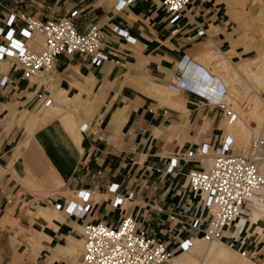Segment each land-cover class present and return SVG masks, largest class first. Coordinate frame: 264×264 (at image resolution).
I'll return each instance as SVG.
<instances>
[{
    "label": "crops",
    "instance_id": "0c3cea01",
    "mask_svg": "<svg viewBox=\"0 0 264 264\" xmlns=\"http://www.w3.org/2000/svg\"><path fill=\"white\" fill-rule=\"evenodd\" d=\"M116 2L6 0L10 8L46 18L63 17L77 9L79 31L85 33L92 25H100L112 58L120 60V63L108 61L96 67L88 57L60 55L55 64L54 82L57 87L54 88L56 98L53 97V103H56L55 99L59 103L55 104L53 110L43 113L39 112L42 104L34 95L30 97L21 90L19 83L22 79L18 68L11 69L9 64L4 63L0 65L11 78L0 93V264H11L16 253L22 252L19 245H13L12 241L21 238L18 228L13 227L19 215L18 212L14 215L13 210L18 207L35 211L33 207L37 206L50 217H44V222L35 220V223L43 229L42 245L53 250L76 244L75 240L82 235L81 228L85 221H118L124 213H129L141 225L154 229L158 235L168 239L170 233L179 230V220L186 221L192 209L190 215L198 212L195 206L197 197L192 194L188 198V202H192L190 207L186 204L185 194L177 190L180 185H186L184 179L187 171L206 165L209 158L204 162L200 159L191 161L176 176L165 175L162 170L175 153L196 147L208 139L223 138V114L219 120L218 113L206 106L208 99L215 98L213 93L216 89L209 86L204 89L207 91L199 89L202 92H193V89V95L185 93V97L193 101L189 107L186 102L187 115L164 103L183 99L168 89L169 83L179 73V65L185 66L187 78L198 85V80L194 79L198 73L197 66H209L212 63L211 55L223 56L222 59L230 64L234 62L236 56L228 54L229 45L218 43L223 41V37L214 36L208 28L209 23L217 28L219 18H214V14L218 13L217 6L206 0H192L189 11L178 25L179 32L173 33L175 27L168 23L167 13L158 4L143 0L117 11ZM221 11L224 16L228 15L227 11ZM253 13L256 16L264 15L263 2L253 8ZM114 24L129 30L137 37V43L131 45L113 33L110 27ZM199 27L207 30V38L196 35ZM35 40L42 41L39 36ZM209 42L213 44L209 45ZM74 83L86 91H80ZM39 87L38 84L29 83L30 91ZM78 96L85 97L81 101L84 111L80 114L79 110V115L74 116L67 104L71 105L72 99L75 101ZM26 110L29 113L25 114ZM91 110L92 119L89 120ZM35 114L38 116L35 117ZM99 116L104 120L96 134L75 130L78 121L83 120L81 124L89 121L94 125ZM55 125L61 126L66 137L62 146L53 136ZM112 137L118 139L116 145L110 143ZM134 140H139L141 147L132 155L128 151ZM24 142L27 145H23ZM178 180L183 184H175ZM23 182H27L28 187ZM113 182L121 184L123 193L131 189L136 193L132 201L120 208L121 212L110 206L108 186ZM81 188L93 192L95 209L86 220L68 217L47 201L51 193H59L63 200L72 197ZM10 196L11 202L8 201ZM186 210L189 212L184 213ZM173 213L177 216L171 221L169 216ZM262 218L256 222V226L264 231V215ZM28 221H31V217ZM186 226L181 231L182 237L188 236L185 231H189L190 225ZM231 232H234L232 236ZM233 240L236 244L230 246L234 250L240 249L244 237L232 228L224 241L229 245ZM201 242L202 239H199L194 245ZM68 251L74 255L73 250ZM251 251L256 253V262L250 256L254 264H264V244L248 245L247 252ZM242 252L243 256H248ZM43 254H48V251H42ZM205 256L201 259L202 263ZM44 261L41 256L30 263L26 256L22 264H45ZM167 264L183 263L173 260ZM207 264H211L210 261Z\"/></svg>",
    "mask_w": 264,
    "mask_h": 264
},
{
    "label": "built area",
    "instance_id": "2783aa9c",
    "mask_svg": "<svg viewBox=\"0 0 264 264\" xmlns=\"http://www.w3.org/2000/svg\"><path fill=\"white\" fill-rule=\"evenodd\" d=\"M138 1L143 0H117L115 9L123 11ZM146 1L162 7L167 13L168 23L175 27L173 33L179 32L178 25L192 3V0ZM77 16L78 10L75 9L63 17L46 18L15 10L6 4V0H0V65L4 63L9 64L11 69L18 68L22 80L39 84L34 97L44 107L54 104L49 86L56 79L55 64L60 55L88 57L96 67H101L108 61L120 63V60L112 58L100 25H92L87 32L82 33L76 23ZM110 30L131 45L137 43V37L118 24L112 25ZM37 35L42 37L41 45L38 40L32 41ZM196 35L202 39L208 37L207 30L203 27H199ZM183 67L184 65L178 66V75L168 85L170 90L178 94L188 87L187 80L183 78ZM10 81V75L0 67V93ZM218 91L224 97L228 95L225 89L219 88ZM245 107L250 109L251 105ZM213 108L223 113L227 125H233L239 118L235 108L227 104L226 100L216 102ZM103 120L99 116L94 125L84 122L79 129L81 132L96 134ZM224 136L225 134L216 142L205 140L196 147L175 153L162 170L165 175L176 176L191 161L212 158L210 165L192 167L186 175L189 191L197 197L195 206L198 212L187 216V224L195 232L193 236L181 237L175 234L164 239L154 229L141 225L129 213H124L118 221L113 222L85 221L82 263L163 264L179 252L190 250L199 239L210 243L227 237L234 218L241 215L248 197L264 186L261 167L264 162V136L253 139L247 154L235 152V139L230 135ZM117 142L116 137L110 140L112 145ZM140 147L141 142L134 140L128 153L134 155ZM108 192L111 195L110 206L115 210L123 209L136 195L134 190L123 193L118 182L111 183ZM8 201H12L11 196ZM47 201L55 210L80 220H86L95 209L93 192L86 188L76 190L73 197L63 200L59 193H51ZM186 201V204L192 205L188 199ZM188 212L189 210L184 211ZM169 218L174 221L176 215ZM179 222L183 227L186 224L184 220ZM233 233L231 232V236Z\"/></svg>",
    "mask_w": 264,
    "mask_h": 264
},
{
    "label": "rangeland",
    "instance_id": "374dc122",
    "mask_svg": "<svg viewBox=\"0 0 264 264\" xmlns=\"http://www.w3.org/2000/svg\"><path fill=\"white\" fill-rule=\"evenodd\" d=\"M206 1L216 4L214 6H217L216 11L218 13L214 14V18H216L217 20L219 18V23L217 21V28L214 27L211 23L208 24V28L212 30L214 36L220 35L223 37V41H219L218 43L222 44L225 42V44L229 45L230 52L228 54L234 55L236 56V58H234V62L230 64L226 60L222 59L224 58L223 56L219 57L218 55L217 56L211 55L210 60L212 63L209 66L206 64H205L206 66L202 65L203 67L199 65L197 66L198 73L194 79L198 80L199 82L198 85L195 84L194 82L188 83V87H190L191 89L188 88L189 90L187 91L183 90V92L180 94L170 90L169 88L168 89L170 90L171 93L175 95L178 94L179 96H181V98L184 99V98H188L185 97L184 95L185 93L193 95V92H196V90L197 91H199V89L204 90L206 89V87L210 88L209 86L211 87L215 86L216 91L215 93H213L215 98L208 99L209 102L206 103V106L208 107L210 106L213 112L218 113L219 120L221 114L223 113L213 108V104H215L216 102H219L221 100H226L227 104L232 105L236 109V111L239 112L240 116L233 125H227L223 117L222 127L225 129L224 132L225 134H228L235 139V145H234L235 152L247 154L249 152V148L253 139L259 135L262 134L264 135V55L261 56V54L264 53V15L256 16L253 13V8L256 7V5H258L259 3L261 4L263 2V6H264V0H206ZM221 10L227 11L228 15L224 16ZM218 26L220 27V29H218L219 28ZM208 44L212 45L213 42H209ZM40 50L41 47L39 51ZM213 51L220 52L216 50ZM212 71L220 75L221 78L218 75L213 74ZM29 83L31 82L21 80L19 86L22 91L27 92V94L31 97L37 92L39 88L30 91ZM56 85L57 84L53 82L49 86V89L50 88L52 89V95L54 98H56V94L54 93V88L57 87ZM73 85L77 86L79 90L82 92L86 91L78 84L74 83ZM219 88L225 89L228 95L224 97L223 94H219L218 91ZM193 89H195V91H193ZM84 98H85L84 96L83 97L78 96L76 97L75 101L72 99V102L71 103L69 102L71 105L67 104L69 111H71V113L74 116L79 115V110H80V114L84 111L83 107L81 106L82 104L81 101ZM183 99L181 101L179 99H175L173 103L165 101L164 104L176 107L180 109V111H183L185 115H187L189 113V110L186 107V102H187V106L189 107V105H191L193 101L189 98L186 101ZM176 100L178 101V103L180 101V103L178 104ZM55 102L59 103V100L55 99ZM55 104L50 108L41 105V109L39 110V112L43 113L44 111H48L51 109L53 110V108L56 106ZM248 104L251 105L250 109H247L245 107ZM27 113H29L28 110L25 111V114ZM38 114L37 115L35 114V117H37ZM91 114H92V110L88 114V116H90ZM88 118L89 120H91L92 116ZM82 121L83 120H80L75 124L76 125L75 130H77V132L79 131V125L81 124ZM84 121H88V120L84 119ZM112 124L116 125L115 122H112ZM62 132L63 131L60 125H55L53 127V136L58 141V144L60 143L61 146L66 140V137ZM37 135L39 136V134ZM208 140L216 142L219 140V138L208 139ZM245 141L246 144H244ZM23 145H27V142H24ZM205 163H207L206 165H208V161H206ZM261 167L264 173V162L262 163ZM197 168H202V167H197ZM186 175L187 173L185 174V179H184L185 181H186ZM179 182L180 180L176 181L175 184L176 183L177 185L180 183L183 184V181H181L180 183ZM23 183L25 186L28 187L29 184H27V182H23ZM177 191L178 193L182 191V195L185 194L184 195L186 197L185 200L190 198L192 195V193L189 191L187 181H186V185L185 186L184 184L180 185ZM44 195L46 194H42V196ZM110 200H111V195H110ZM247 206L248 204L246 205V208ZM33 208L35 209V211L33 209L30 210V208L28 207L23 208V206L18 207L16 210H13L14 215L17 212L19 213V215L16 216L15 218L13 227L18 228L19 230L18 232L21 234V238L18 239L14 238L12 241H13V245L14 244L19 245L20 249H22V252L18 251L16 253V255L14 256V261L11 264H22L23 259L26 256L29 258L30 263L36 262L42 256L45 259L44 261L45 264H74V263L77 264L76 261L77 257L81 255L83 249V244H84L83 235H81L79 239L75 240L76 244H73L74 246L72 245L66 248L61 246L59 250L45 248L42 245L43 229H41V227L35 223V220L39 219L44 222L45 220L44 217H46L47 219H50V217L46 215L41 210L40 207L34 206ZM119 212H121V209H119ZM172 215H176V214H172ZM23 217L25 218L24 219L25 221L22 220ZM29 217H31L30 222L28 221ZM121 217L122 216H120V218ZM185 222L186 224L187 222H189L188 217L186 218ZM184 227L183 224L180 223V227H179L180 231L178 230L176 231L177 233H170L169 235L172 236L178 234L179 236L182 237L181 231ZM257 229H258V233L256 234L257 236L255 240L250 239V241L248 242L244 241L240 249L238 250H233L232 247H229V249L234 253H236L238 257H240V254L244 255L242 251L246 252L248 256H241L247 262L246 264H254L250 261H247L249 260L247 259V257L250 259L252 257L253 260L256 262V260L254 259L256 253L253 251L247 252L248 245L252 243L264 244V233H263L264 231L259 232V230L261 229L259 228ZM83 230L84 229L82 225L81 228L82 233ZM188 230L189 231H185L186 235L192 236L195 234L193 229H188ZM223 240L224 237L220 239V241ZM202 242L206 245H210L209 243L203 240ZM235 244L236 242H234V240L230 241L229 243V245L232 246H234ZM67 250H73L74 255H72ZM42 251H48V254L41 255ZM203 253L205 254V252ZM202 254L199 255L198 257L199 259L197 258L198 261L196 260L197 262L195 264L201 261L202 257L204 256V254L203 255ZM175 257L170 261H168L167 263L169 262L172 263L173 260L175 261L176 259Z\"/></svg>",
    "mask_w": 264,
    "mask_h": 264
},
{
    "label": "bare ground",
    "instance_id": "6f19581e",
    "mask_svg": "<svg viewBox=\"0 0 264 264\" xmlns=\"http://www.w3.org/2000/svg\"><path fill=\"white\" fill-rule=\"evenodd\" d=\"M32 41H35V38ZM41 43H42V41H40V45H41ZM237 113L240 116L239 112H237ZM204 159H206V158H203V159L200 158L201 162H204ZM211 162H212V158L210 157L209 161H208V165H210ZM262 188H263V186L260 187L255 193L251 194L248 197L246 205L248 204V202H249V204H248L247 208L245 205V209H243V211L241 212V215L235 217L232 224H231L232 228L237 229L239 231V234L244 237L243 242L244 241H250V239L251 240L256 239V236H257L256 234L258 233L256 222L263 219L262 217L264 215V188H263V190H262ZM260 190H261V192H260ZM247 210L250 211V213ZM190 229H192L191 226H190ZM260 231L263 232L262 230H259V232ZM225 238L226 237H224V239ZM203 241H205V240H203ZM209 244L210 245H206L203 242H201L197 245H193L190 250L182 251V252L178 253V256L176 257L175 261L181 262L183 264H195L198 261L197 258L199 257V254L201 252H205L206 259L203 258L204 259L203 263H202V261L201 262L199 261L200 263L198 262L197 264H207L209 261L211 264H229V263L230 264L231 263L232 264H246L247 263L245 261V259L243 257H241L243 255L240 254V257H238L236 253H234L233 251H231L229 249V247H231V246L228 245L227 243H225L224 240L223 241L214 240V241L210 242ZM247 259H249L247 261L254 263V261H252L250 258L247 257ZM76 261H77V264H83L81 261V255L77 257ZM74 264H76V263H74ZM163 264H167V262H165Z\"/></svg>",
    "mask_w": 264,
    "mask_h": 264
},
{
    "label": "clouds",
    "instance_id": "9594fccd",
    "mask_svg": "<svg viewBox=\"0 0 264 264\" xmlns=\"http://www.w3.org/2000/svg\"><path fill=\"white\" fill-rule=\"evenodd\" d=\"M183 71H184V79H186L187 81H188V83H192V81L190 80V79H188L187 77H188V75H187V72H188V70L185 68V66L183 67ZM188 85V84H187ZM187 88H189V87H187ZM186 88V89H187ZM191 89V88H190Z\"/></svg>",
    "mask_w": 264,
    "mask_h": 264
}]
</instances>
